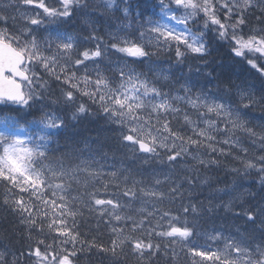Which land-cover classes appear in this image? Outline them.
Here are the masks:
<instances>
[{
  "label": "snow or ice",
  "instance_id": "obj_1",
  "mask_svg": "<svg viewBox=\"0 0 264 264\" xmlns=\"http://www.w3.org/2000/svg\"><path fill=\"white\" fill-rule=\"evenodd\" d=\"M19 2L21 6L35 7L42 13L37 12L35 16L20 13L24 25H9V20L15 21L16 17L0 13V184L5 187L3 204L17 215L28 234L27 239L34 242L35 246L29 244L27 252L34 264H76L79 253L93 248L114 258H121L125 248H130L139 258V264H145L146 260L150 264L152 257L161 250L160 244L153 243V235L169 238L173 245H187L198 234L197 218L205 209L198 203H184L185 194L187 192V199L191 200L190 189L195 187L194 179H199L200 168L219 167L218 157L231 156L237 161L240 167H232L230 171L238 176L247 177L254 170L259 175V186L264 188V155L254 160L246 158L248 148L235 135L237 131L245 133L253 145L264 150V125L249 127L251 121L244 118L246 109L264 102V89L257 96L253 91L238 87L234 103L230 87H225L227 96H220L212 88L198 89L196 84L186 80L175 90L183 95H173L171 89L164 90L171 69L154 73L157 62L152 57L156 53L143 42L146 24V31L154 37L149 43L154 44L157 52L171 50L174 45L176 62L182 64L189 53L201 58L209 54L205 36L212 31L220 41L230 45L235 57L247 58L249 53L264 57V29L253 28V34H245L250 10L264 13V0H159L158 4L145 0L146 8H158L159 11H153L140 21L138 27L142 30L138 37L133 34L135 29L133 33L125 31L131 24L124 25L110 34L113 42L109 45L96 36L97 30L93 29L87 39L99 43L94 50L84 49L78 53L80 40L64 25L80 7L81 0H58V7L50 6L46 0ZM103 3L108 10L122 11L124 18L129 16L130 5L121 10L116 0H103ZM181 9L183 14L177 15ZM201 14L203 30L197 33L189 25L195 24ZM140 16L138 12L137 17ZM41 25L47 32L43 38L34 34L33 29V26L39 28ZM257 32L260 34H255ZM110 51L119 54L116 60H109L110 76L100 67L94 69L95 78L87 69L82 77L70 70L85 66L86 61L102 60L110 55ZM247 63L264 76V67L258 66L255 58L247 59ZM137 65H144L147 71H138ZM204 66L207 67L206 61ZM50 80L61 89V97L52 103L62 101L64 108L75 107L73 120L89 113V105H75L79 93L99 107L109 124L120 129L119 143L131 153L130 166L126 167L122 161L119 168L110 172L94 167L99 151L94 141L59 157L53 155L58 149L52 145L67 127L64 117L53 110L43 111L39 118L29 120V113L25 111L37 100L44 99L50 89ZM174 102L190 106L198 114L193 120L184 111L183 131L174 129L167 118L175 119L182 111L180 107H174ZM213 116L215 119L211 118ZM233 150L243 155H235ZM107 157V152L100 153V158ZM189 159L192 164L188 163ZM178 164L180 171L187 175L175 176ZM193 172L195 178L191 175ZM137 175L143 178L136 179ZM103 176L109 178L103 184L104 193L115 182L113 198H101V189L96 187ZM149 177L152 178L150 184ZM202 183L207 184L208 178ZM165 184L169 185L167 192L161 187ZM247 195L255 199V193ZM233 199L215 208L210 202L206 211L212 213L221 206L225 211H232L237 207ZM138 200L145 206L136 209L135 215H129L128 210ZM165 200L184 203L180 214L156 207ZM149 207L151 211H148ZM240 207L241 210L234 214L243 216L245 223L252 225V233L237 228L239 239L224 237L219 232L209 236L216 243L223 240V247L192 244L187 247L190 264H264V196L259 203ZM84 209L97 212L100 219L107 218L105 222L113 225L110 245H98L95 238L92 241L81 238L78 220L84 215ZM189 216L193 218L190 220ZM153 220H156L155 224H152ZM129 224L130 228L127 227ZM146 224L151 227H145ZM34 231L40 238L32 235ZM53 233L52 243H47V236ZM255 233H259V240L255 239ZM146 253L150 255L146 257ZM23 255V252L19 257L14 254L9 261L7 252L0 251V264H17ZM164 256H168L167 245ZM176 258L173 248L172 259Z\"/></svg>",
  "mask_w": 264,
  "mask_h": 264
},
{
  "label": "trees",
  "instance_id": "obj_2",
  "mask_svg": "<svg viewBox=\"0 0 264 264\" xmlns=\"http://www.w3.org/2000/svg\"><path fill=\"white\" fill-rule=\"evenodd\" d=\"M9 1V4L14 5L13 7H1L0 13L7 14L10 18L14 16L11 8L18 9L20 12H27L33 16L37 12L42 10L31 6H21L19 0H0L1 3ZM13 1L18 2V4H13ZM118 8L123 9L124 7L131 6L129 16L124 18L123 12L118 10H108L103 3V0H81L80 7L74 10V13L64 28L72 35L76 36L80 40V46L77 49L83 51L84 49H95L99 41L87 39L93 34V29H96L95 35L101 37L102 40L111 44L113 41L110 38V34L115 32L118 27L123 28L124 25L131 24L130 28L125 29L128 33H133L135 36H139L142 30L138 27L141 20L147 18L151 15L153 11H159L158 8L152 9L151 7H145V0H116ZM159 0H152L153 4H158ZM165 2H168L165 0ZM52 7H58L56 0H46ZM86 6V7H85ZM174 7V6H173ZM141 13L140 17H137V13ZM183 14L178 12L177 15ZM157 17H153L155 19ZM203 18L196 21L195 24H190L194 32L199 33L203 30ZM16 23L17 25H24L25 22L16 17L15 21L9 20V25ZM44 25L33 26L34 34L43 38L47 35L44 30ZM147 25H144L145 35L143 42L148 46V49L156 53L152 59L157 63L154 65V73L160 69H171L168 73L170 75V80L165 86V91L169 89L172 90V94L183 95L182 92H176L175 90L179 88L180 84H183L186 80L191 81L197 85V88H212L216 91L217 95L227 96L225 92V87H230L232 89V99L236 102L235 91L236 88H241L243 90H250L255 92L257 96L260 95V91L264 89V76L254 68H252L245 59L241 57H235L231 50L230 45L226 41H220L217 36L212 32L208 31L205 36L207 41L209 54L204 57H197L193 54H188L182 64H177L175 57V46L171 50L162 49L157 52L154 44H150V40H154V37L146 31ZM124 32H121L123 35ZM103 46V45H101ZM76 53H74V56ZM119 54H112L105 57L102 60H98L95 63L85 62V66H81L78 69L72 67L70 70L75 71L78 76H84L85 70L87 69L93 78H95V71L97 67H100L105 75H112L109 68V60H116ZM207 62V67L204 66V62ZM260 67H264V60H257ZM138 71H147L144 65H137ZM191 68V71H189ZM43 74V70H39ZM153 73V75H154ZM208 73H211L209 76ZM45 78L48 77L45 75ZM217 86L218 90H217ZM195 91V89H194ZM61 97V89L54 81L50 80V89L44 94L43 100H37L34 102L33 106L25 111L29 113L27 119L39 118L43 111H53L55 110L58 115L64 117L67 127L56 137L52 147L57 148L58 151L53 155L59 157L63 153L70 152L74 148L80 149L84 147V144L89 141H94L95 146L99 149L97 152V162L94 167L99 168L102 172H110L115 168L121 166L122 161L125 162V166H130V156L131 153L123 148L119 143V131L120 129L115 124H109L106 118L100 112L99 107L92 103L88 97L81 96L77 93L75 105L80 103H85L89 105V113L87 115H81L77 119H72V112L75 111V107L64 108L61 101L60 104H53L52 101H56ZM174 107H180L182 109L180 115L173 119L172 116L167 118L171 121L172 127L174 129H180L183 124V114L187 111L190 117L195 120L197 119V113L190 108V106L183 104H176L174 102ZM61 109H63L61 111ZM247 115L244 117L250 120L251 123L249 127L264 125V102L256 105L252 108L245 110ZM215 119V117H211ZM258 130V129H257ZM126 132V130H125ZM240 137L243 141V146L248 148L247 157L248 159H255L260 155H264V150H261L257 145H253L251 140L245 133L237 131L235 134ZM223 137H218L222 139ZM235 155H243L242 152L233 150ZM107 152L108 157L100 158V153ZM142 159V158H141ZM221 163L219 167L213 166L210 169L200 168L199 179H194L195 187L190 189L191 200L186 199L184 203H198L201 208L205 211L203 215L197 218L198 227L197 235H194L187 243V245H181L176 243L173 245L171 239L159 237L153 235V243H158L161 245L160 253L152 257L150 264H190V258L187 255V247L192 246V244L197 245H209L213 248L221 245V240L219 243L211 241L209 237H204L203 235H214L217 232L222 233L224 237H236L239 239L237 233V228L241 231H246L252 233V225L245 223V218L243 216H237L234 213L241 210V205L243 207H248L249 204L259 203L261 197L264 196V188H261L258 184L259 175L253 170V172L247 176H238L230 171L232 167H240L239 163L229 157H218ZM126 160V161H125ZM78 162V161H73ZM137 164L139 161L136 162ZM189 164L193 161L189 159ZM114 166V167H113ZM176 167V177L187 175L188 173L180 171L179 164ZM167 172V169L163 170ZM191 175L195 178L196 173L193 172ZM143 177L137 175L136 179H142ZM163 179V176L160 177ZM208 178V183L204 184L202 181ZM107 176L99 178L96 184L97 188L101 189V198H113L116 193V188L113 185L107 190V193L103 192V184L108 181ZM148 182H152V178H148ZM236 185V187H233ZM162 190L167 192L169 187L168 184L162 185ZM185 188L188 186L185 184ZM217 189H226L224 192L217 191ZM92 189L89 188V191ZM5 192L4 185L0 184V251H5L8 254V260L11 261L13 255L17 257L23 252L22 258L17 260V264H34L33 258H30L27 254L29 244L34 247V242L27 239V232L25 228L20 225L19 219L16 214L10 211L8 207L3 204V193ZM247 193H255V199ZM75 195V193H72ZM50 195V193H49ZM235 198V199H233ZM230 199L237 205L232 211H225L224 207L221 206L212 213L206 211L209 203L215 208L216 205H221L222 203H227ZM139 201V200H138ZM136 201L131 210H128L129 215H135V210L140 208V204ZM125 202V201H124ZM127 202V201H126ZM184 203L177 201L176 203H170L165 200L161 203L156 204V207L160 208L161 211L171 210L174 215L180 214ZM84 215L78 220L80 224L79 232L81 233V238L85 241H95L98 245H110L112 234L110 228L112 225H108L105 219H100L97 212H89L84 209ZM193 217L189 216L191 220ZM137 219L139 217L137 216ZM156 220L152 221L155 224ZM115 224V222H114ZM115 226L120 227L123 225L116 224ZM131 227V225H127ZM145 227H151V224H146ZM163 229H157L160 231ZM35 238H40V234L35 231L32 233ZM140 235V233H136ZM55 233L47 236L46 242L52 243ZM255 239L259 240V233H255ZM167 245V258L164 256L165 246ZM71 246L69 245V248ZM175 248L177 258L172 259V250ZM150 253H146V257ZM76 264H139V258L134 255L130 248H125L124 252L121 253V258H114L110 254H106L99 251L97 248H93L90 251L86 250L83 253H79L77 258H75ZM147 264V260L145 261Z\"/></svg>",
  "mask_w": 264,
  "mask_h": 264
},
{
  "label": "rangeland",
  "instance_id": "obj_3",
  "mask_svg": "<svg viewBox=\"0 0 264 264\" xmlns=\"http://www.w3.org/2000/svg\"><path fill=\"white\" fill-rule=\"evenodd\" d=\"M57 1V3H58V0H56ZM168 1V0H167ZM6 4H9V1H7V2H3V3H1L0 2V6L1 7H3V5H6ZM13 4H18V2H16V1H13ZM58 5H59V3H58ZM4 8H6V7H4ZM12 9V11H13V13H15L14 14V16L15 17H18L20 20H22V21H24L22 18H21V16H20V13H23V12H20L18 9H14V8H11ZM251 11V13H252V10H250ZM180 12H182L183 13V9H181V11ZM220 15H221V17L223 16V12H221L220 13ZM252 14H250V15H248L247 16V20H248V27L245 29V34L246 35H248V34H253L252 32H251V29H253V28H256V29H264V24H262V25H258V24H255V25H253V17L251 16ZM200 16H202V18L204 19V17H203V15L201 14ZM262 19H263V21H264V15H263V17H262ZM25 22V21H24ZM264 23V22H263ZM255 34H257V35H259L260 34V32H257V33H255ZM256 59V62H257V64L259 65V62L257 61V60H264V57H261L260 56V54L259 53H256L255 54V57L252 55V54H247V58H244L245 59V61H247V59ZM201 126H203V125H201ZM126 130V129H125ZM149 184H150V182H148ZM125 202H126V199H125ZM138 203L140 204L139 206H145V205H142V203L140 202V201H138ZM152 210V208H148V211H151ZM113 226V225H112ZM205 238L206 237H209V236H211V235H208V234H204L203 235ZM223 244H224V241H222V243H221V245H218V247H223ZM216 248V247H215Z\"/></svg>",
  "mask_w": 264,
  "mask_h": 264
},
{
  "label": "flooded vegetation",
  "instance_id": "obj_4",
  "mask_svg": "<svg viewBox=\"0 0 264 264\" xmlns=\"http://www.w3.org/2000/svg\"><path fill=\"white\" fill-rule=\"evenodd\" d=\"M252 15V17H253V25H255V24H258V25H262V24H264L263 22V19H262V17H263V15H264V13H261V12H259L257 9H252V13H251ZM257 16H259V17H261V19L260 20H257L256 19V17ZM263 26V25H262ZM244 59V58H243Z\"/></svg>",
  "mask_w": 264,
  "mask_h": 264
},
{
  "label": "bare ground",
  "instance_id": "obj_5",
  "mask_svg": "<svg viewBox=\"0 0 264 264\" xmlns=\"http://www.w3.org/2000/svg\"><path fill=\"white\" fill-rule=\"evenodd\" d=\"M126 161V160H125Z\"/></svg>",
  "mask_w": 264,
  "mask_h": 264
}]
</instances>
